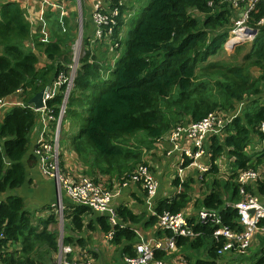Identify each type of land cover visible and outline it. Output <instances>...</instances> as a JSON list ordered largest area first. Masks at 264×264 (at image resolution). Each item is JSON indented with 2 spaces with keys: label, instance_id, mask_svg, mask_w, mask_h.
Returning a JSON list of instances; mask_svg holds the SVG:
<instances>
[{
  "label": "trees",
  "instance_id": "1",
  "mask_svg": "<svg viewBox=\"0 0 264 264\" xmlns=\"http://www.w3.org/2000/svg\"><path fill=\"white\" fill-rule=\"evenodd\" d=\"M231 1L149 0L124 35L123 52L109 69L108 80H101L99 62L86 52L68 93L62 124L66 123L70 130L60 133L59 147L66 142L90 170L102 167L104 174L110 170L120 174L126 169V165L117 167L127 156L123 139L139 133L160 139L184 122H198L216 109L229 111L243 103L240 115L225 127L224 134L209 138L211 162L203 175L218 174L214 161L221 156L234 159L233 179L237 170L256 169L264 164V149L253 156L246 151L252 136L264 141V132L257 130L264 123V105L258 104L264 102V23L257 25L264 18V1L256 4L246 24L257 30L248 51L239 58L229 56L227 62H221L218 55L227 40V32L216 36L211 33L226 30L230 25L234 15ZM125 8L119 7L118 28L123 25L121 15ZM192 11L201 15V20ZM46 18L50 20L45 21L50 39L43 45L38 40L39 27L30 24L19 3L0 4V99L18 95L23 105L10 108L0 123V194L19 189L26 180L22 160L38 119V113L30 108L28 101L37 92L52 87L59 76L69 78L67 63L71 51L66 43L68 38L60 29L68 24L67 17L63 16L61 22L54 15ZM119 31L114 30L113 37L120 47L123 38H119ZM30 45L42 48V55L34 54ZM40 59L45 64L41 65ZM249 68L257 69L259 76L251 77ZM99 81L106 83L104 88L97 85ZM65 89L66 84H62L53 98L46 101V108L55 119ZM94 89L97 93L92 98L90 92ZM54 125L52 122L50 129ZM188 163L185 161L183 166ZM189 183L180 184L176 179L173 185L180 186V191L158 201L155 216L144 222L143 228L156 225L157 215L163 211L173 214L183 211L189 201ZM256 185L257 194L264 196V181ZM207 187L210 191L200 206L218 213L224 226L235 228L238 216L234 205L240 200L235 182L213 180ZM91 214L85 207L69 204L64 215L71 220L70 234L82 232L84 219ZM115 214L119 223L113 227L106 216H98L95 222L103 234L112 232L110 242L120 245L123 258L133 256V245L140 238L130 225L139 223L143 217L133 215L126 208L118 209ZM31 220L32 214L18 195H10L0 202V264H47L52 254L57 253V235L47 229L53 217L38 220L37 226ZM259 226L264 227V220ZM193 231L198 233L196 238L191 241L178 238L177 249L205 251L207 260L194 259L193 264H215L219 257L217 249L223 242L213 239L209 224L195 225ZM66 239L71 244L72 239ZM77 241L83 242L80 238ZM162 257L164 253H155L156 260ZM251 264H264V238Z\"/></svg>",
  "mask_w": 264,
  "mask_h": 264
},
{
  "label": "built area",
  "instance_id": "2",
  "mask_svg": "<svg viewBox=\"0 0 264 264\" xmlns=\"http://www.w3.org/2000/svg\"><path fill=\"white\" fill-rule=\"evenodd\" d=\"M259 1L264 0H232L230 2L233 14L237 16V19L234 22L235 30H233L227 38L226 46L233 48V44L229 43L232 37L237 33L243 35L240 42L253 40L254 36L245 34L244 30L246 28L255 30L254 28L248 27L246 24L250 14L254 11ZM123 5L125 6V0H117L116 3H113L111 0H92L88 20L89 26L85 31L82 29L79 34L80 39L81 35H85L83 37L84 51L88 52L90 57L94 55L89 48H93L96 44H105L110 48V51L119 49V44L114 39L113 34L114 30H120L123 27L121 26L118 28L116 22V18L120 17L119 7ZM60 11L65 17L62 9H60ZM127 17H129V14L125 15L123 13L121 15L123 24L127 20ZM263 23L264 18L260 19L257 25L261 26ZM35 26L39 27L38 33L40 37L38 40L46 42L47 29L45 28V20L43 21V18H40L39 24ZM118 36L119 38L122 37L120 34H118ZM106 39L107 41H105ZM113 40H115L114 44ZM114 64L112 63V68ZM76 65L77 63L75 61L73 66H69L71 71L69 79H64L62 76H59L52 87L49 88L44 100V107L41 110L35 111L32 106L30 107L38 113L36 124L41 127V132L38 134L39 137L32 149V155L35 158L36 166L40 174L45 178L51 179L55 183L57 192L56 201L50 208L46 209V215L44 216L48 218L53 214L56 216L58 214L57 220L59 226L63 227L64 216L62 211L68 209L69 206L67 205V207H65V201L63 199V196H65L69 200L68 204L82 206L94 214L107 216L108 223L113 227L119 222L112 208L114 196L107 186L102 182L95 181L94 178H87L85 176L74 178L70 176L68 171L67 173L69 175L64 173L60 168L59 136L62 127V118L65 113V104L73 83L72 76L76 73L74 69ZM62 84H66V89L58 116L55 119L51 115V110L46 108V101L53 98ZM11 104L12 102H8L6 98L0 99V122L3 120L2 118H4ZM14 105L23 106L20 102H15ZM242 109L243 103H239L235 106L231 114H225L223 111H214L209 113L201 121L194 123L184 122L172 128L165 139L171 145L172 151L179 152L180 155L177 157L179 165H183L185 161H189L188 167H193L200 175L205 174L209 170L211 162V154L208 149L209 138L221 137L224 134L225 127L229 125L235 117L240 115ZM52 122L55 123L53 130L50 129ZM257 130L263 133L264 123H261ZM263 149L264 141L260 142L258 136H252L251 143L246 148V151L252 150L254 155H258L263 152ZM222 158L225 157L221 156L214 161L217 167L223 160ZM227 160L230 164L234 161L233 158ZM253 160H255V158ZM65 169L67 168L65 167ZM231 170L233 171V168H231ZM234 174L235 177L233 181L237 185L240 197V200L234 205L238 216L237 226L235 228L230 229L224 226L218 218V213L204 207L198 208L193 220H188L182 212L173 214L168 211H163L161 214L157 215L156 227L161 231L168 232V236L136 243L133 246L134 255L124 257L122 261L123 264H166L156 261L154 258L155 253L162 252L164 254H169L173 252L176 250V241L178 238H185L190 241L195 239L198 233H194L193 226L198 224H209L213 228V239L216 242H223L221 247L217 249L216 253L218 256L231 254L237 259L245 258L255 237L260 236L261 239L264 238V227L259 226V223L264 220V196L258 195L255 189L257 187L256 184L260 181H264V178L261 176L259 166L256 169L247 168L244 170H237ZM182 182L183 180L179 179V183L181 184ZM130 184H139L143 188L146 193L147 202H151L156 197L158 183L152 173L150 165H138L129 174H124V176L120 178V186L122 188ZM249 187L254 190L253 193L248 191ZM176 191L177 193L180 191V186L176 188ZM105 238L110 242L112 240V232L110 231L107 233ZM63 239L64 235L62 229L60 230L57 244L58 264H93L94 260L92 256L87 253L83 254L81 257H75V246L72 244H64Z\"/></svg>",
  "mask_w": 264,
  "mask_h": 264
},
{
  "label": "crops",
  "instance_id": "3",
  "mask_svg": "<svg viewBox=\"0 0 264 264\" xmlns=\"http://www.w3.org/2000/svg\"><path fill=\"white\" fill-rule=\"evenodd\" d=\"M85 2L89 3L88 10L90 11L92 0H84ZM6 2H17L25 11V15L27 20L32 23L34 26L39 24V19L43 18V21L46 20L47 22L50 21L46 17H50V15H56L57 11L60 9L65 10L66 12L71 11V5L69 4V0H0V4ZM65 16L66 13L64 12ZM34 29V28H33ZM32 29V31H33ZM28 45V43H25ZM32 48V52L35 54V48L37 46L30 45ZM11 95L6 98L8 102L9 100H13ZM15 102H12L10 108L14 107ZM7 109V110H8ZM3 119V118H2ZM2 122V121H1ZM0 122V123H1ZM41 132V127L38 125L35 127L29 135L30 144L27 154L22 160L24 165L26 180L24 184L17 190L7 191L6 193L0 194V202L5 200L6 197L10 195H18L22 198L25 209L32 214V220L37 218L38 220H45L47 219L44 215H46V209L50 208V206L56 201V185L55 183L48 178L43 177L37 169L35 158L32 155V149L36 144L38 139V134ZM64 142L63 144H65ZM68 145V144H67ZM164 152L166 153V157L164 154L160 157V162L158 163L155 168V173L152 171L157 183H158V190L156 197L151 201L147 202L146 193L143 188L139 184H130L125 188L114 184L110 187L113 191H115V196L112 200V208L114 212L118 209L126 208L130 211L133 215L143 217V219L134 225H130L131 228L135 229L136 234L140 238V241H148L153 239H160L163 237L168 236L165 231L159 230L156 225L150 226L147 228H143L144 222H146L150 217L155 216V207L156 203L162 199H169L174 194L177 193L176 187L173 185V182L176 179H180L184 181L186 174L190 172V169H194L193 167H188L179 165L177 162V157H179V152L172 151V147L169 142L164 143ZM64 159H67L68 163H64V165L69 166L74 169L76 172L81 171L82 166L88 169L90 172H94V170H90L88 166L84 165L75 152L68 149L66 151L63 150ZM75 161L79 162V166H76L72 163H76ZM175 163V164H173ZM189 164V163H188ZM81 165V166H80ZM68 168L69 174L72 173V169ZM194 171H196L194 169ZM72 175V174H71ZM191 185V184H189ZM192 186V185H191ZM208 191L204 194L202 199L209 193ZM65 207H67L68 198L63 196ZM188 203L183 211H181L188 220H193L196 211L192 210L191 206L195 205V200L190 198V193L188 192ZM201 199V200H202ZM90 216V215H89ZM87 216L84 219V225L82 232H74L73 236H68L72 239L71 244L75 246V257H81L83 254L87 253L92 256L94 262L93 264H123V255L120 251V245H112L108 242L105 238V234L100 231L99 226L96 224L95 220L98 216H105L99 214H92L91 217ZM116 216V214H115ZM107 217V216H106ZM117 218V217H116ZM31 220V221H32ZM118 220V219H117ZM119 222V220H118ZM33 225V224H32ZM92 226V229H89L88 226ZM100 239L96 242L94 241L97 236ZM82 239V243H78L77 239ZM138 243V242H137ZM68 244V243H67ZM136 244V243H135ZM134 244V245H135ZM133 245V246H134ZM176 250L177 249L176 247ZM174 250L173 252H175ZM116 251V253H114ZM173 252L169 253L172 254ZM190 253H192L190 251ZM201 254V252L199 253ZM53 255V254H52ZM195 253L192 257H187V260H177L180 256L170 260L169 264H193L194 259L196 260H207V255L203 257H194ZM52 257V256H51ZM239 259V258H238ZM242 259V258H240ZM51 262L48 261L47 264ZM252 263V262H251ZM250 263V264H251ZM215 264H238L237 258L231 254H226L219 256L215 262Z\"/></svg>",
  "mask_w": 264,
  "mask_h": 264
},
{
  "label": "rangeland",
  "instance_id": "4",
  "mask_svg": "<svg viewBox=\"0 0 264 264\" xmlns=\"http://www.w3.org/2000/svg\"><path fill=\"white\" fill-rule=\"evenodd\" d=\"M148 3H149V0H125V7L126 8H125L124 14L125 15L129 14V17H127V20L122 25L123 27L120 29L119 34L122 36L123 41H121V44H120V47L118 50H115L114 47L112 46V48L114 50L110 51V48H108L105 44H96L95 46H93V48H89L91 50V53L95 56V60L97 62H99V64H100L101 80H104V79L108 80L109 79L108 72H109V69L110 70L112 69V66H113L112 63L114 64V62L117 60V57H119V55H121L123 52L124 43L126 41V37L124 35L127 34L128 29H130L131 26L138 20L143 9L147 7ZM69 4L71 5V11L66 12L65 10H62V12H65L67 15L65 17H67L68 24H65V26L60 27V29L62 31L61 34L68 38V41L66 43H69L68 45H69L70 51H71V59H70V62L67 63V65L73 66L74 62L76 61L77 65L74 67V69L76 70L79 63L83 61V58L85 57V54H86V52L84 51V43H83V37L85 35L84 34H83V36L81 35V39H80L79 34L81 31V25H82L83 31H85L89 26L88 25V16L90 14V11L88 10L89 3L85 2L84 0H69ZM191 14L193 16H195L196 18H198L199 20H201V18H202L201 15H199L193 11L191 12ZM63 16L64 15H62L61 11H58L57 14L55 15V17L58 19V22H61V18ZM53 18L54 17H51V19H53ZM236 19H237V16L233 15V18L230 21V25L225 27L226 30L222 29L220 31L213 32V33H211V36H213V35L216 36V35L221 34V33L226 31L227 36L229 37L231 32L233 30H235L234 22ZM45 26H46V24H45ZM32 32H35V30ZM237 35H239V33ZM49 39L50 38H49V35L47 32L46 42L39 41V43L46 45L49 43ZM238 40H242V39L239 38ZM105 41H107V39ZM114 43H115V40H113V44ZM250 43H251V41H244V42H240V44H237L233 48H230V47L226 46V42H225V44L222 46V49L219 51L218 61L227 62L229 56H231V57L232 56H238V58H239L241 55H243L245 52L248 51ZM35 52L37 55H39V54L42 55V48L41 49H40V47L35 48ZM115 52H116V54H115ZM89 56H90V54H89ZM39 62L41 65L45 64V61L43 59H40ZM72 66H71V68H72ZM248 73L250 74L251 77H254V78H257L259 76V71L257 69H254V68H249ZM70 75H71V71L69 70V78H70ZM74 75H75V73L73 74L72 78L74 77ZM97 85L104 88L106 83L99 81V83ZM90 93H91V97L93 98L96 95L97 90L94 89ZM12 99L13 100H9V101L20 102L18 95H15V97L12 96ZM258 104L261 105V104H264V102L259 101ZM244 108H246V106ZM249 109H251V108H249ZM233 110L226 111L225 109H216L214 111H223L225 114H229V113L231 114L233 112ZM36 127H37V124H36ZM69 130H70L69 126L66 125V123H63L60 133H61V135H63V133L69 132ZM168 133H169V131L161 139L148 138V137H146V135L144 133H139V134H136V135L131 136L129 138L123 139L121 142H122V145L124 148V152L127 154V156H126V158H124L122 160V162L120 164H118L117 167L126 165L125 166L126 169H125V172H122L120 174H119V172H111V170L109 171V173L104 174V172L102 171L103 170L102 167H97L98 169H95L94 172H90L88 169H86L83 166H82L81 171L77 170L75 172L73 168L64 165V163L65 164L68 163L67 159L63 158V156H65L63 154V150L66 151L69 149L67 143L60 144L61 147H59L60 168L66 174H68L67 173V171L69 170L68 168H71L72 169V173H71L72 175L70 174V176H72L74 178H78L79 176H85L87 178H94V180L97 182L104 183L107 186V188L109 189V191L112 193V195L115 196V191H113L110 188L114 185V184H112V181L116 185L120 186V178L122 176H124V174H127V171H129V170L133 171L138 165L146 164V165H150L151 170L155 173V171H156L155 168H156V166H158L157 165L158 163H156V161L160 162V157L163 154H164V157H166V153L164 152V150H165L164 149V143L166 142L165 138H166ZM60 136H59V140H60ZM247 154H249L251 156L254 155L252 150L248 151ZM222 159L223 160L218 165L219 171H218V174L216 176L200 175L197 171H194V169H190V172L188 174H186V177L184 178L183 182H190L189 184L192 185V186L189 185L190 198L192 200H195V202H196L195 205L191 206V209L193 211L198 210V208L201 207L200 206L201 199L209 189L207 186L210 185V183H212L213 180H217L219 183L232 182L233 181L232 170H231V168H233V167L227 159H225V158H222ZM75 162L76 163H72V164L79 166L80 163L77 161H75ZM173 164H175V163H173ZM65 167L67 169H65ZM259 169L261 172V176L264 178V164L259 165ZM230 178H232V180H230ZM202 180H204V182H202ZM248 191L250 193L254 192V190L251 187L248 188ZM62 213L64 216V226L63 227L59 226V223L57 220L58 214L56 216L52 213L53 214L52 215L53 223L49 224V226L47 228L49 231L56 233L57 244H58V236H59L60 230L63 229V235H64L63 243L64 244H67L65 242V240H67L66 238L68 236H73L72 234H70L69 229H68V228H71V221L69 220V218H66V216L64 215V211H62ZM92 214L89 217H91ZM49 217H51V216H49ZM32 224H33V226H37L38 219L35 218L34 220H32ZM94 236H97V235L95 234ZM99 239H100V237L97 236L94 241L97 242ZM260 240H261L260 236L255 237L252 245L250 246V248L246 254V257L242 258V259H240V258L237 259L238 264H250L251 262L254 261V258L256 257V255L259 251ZM110 244H111V242H110ZM57 253H58V251H57ZM57 253L52 255L51 262H49L48 264H58L59 263ZM114 253H116V251H114ZM194 253H195L194 257H203L206 252L204 251L201 254H199L200 252L190 253L185 248H181L179 250H176L175 252H173L170 255L164 254V257H162L156 261H160V262L169 264L168 262L170 260L176 258L177 256H180V258L177 260H184L185 261V260H187V257H190V256L192 257V255ZM224 255H226V254H224ZM44 258H46L45 255H44ZM190 261L193 262L192 258L190 259Z\"/></svg>",
  "mask_w": 264,
  "mask_h": 264
},
{
  "label": "water",
  "instance_id": "5",
  "mask_svg": "<svg viewBox=\"0 0 264 264\" xmlns=\"http://www.w3.org/2000/svg\"><path fill=\"white\" fill-rule=\"evenodd\" d=\"M244 33L247 35H253L255 36L257 34L256 30H251L249 28H246L244 30ZM237 44H240L239 42L234 43L233 47L236 46ZM49 91V88H45L39 92H37L29 101L28 105L32 106L35 111H39L44 107V100Z\"/></svg>",
  "mask_w": 264,
  "mask_h": 264
},
{
  "label": "bare ground",
  "instance_id": "6",
  "mask_svg": "<svg viewBox=\"0 0 264 264\" xmlns=\"http://www.w3.org/2000/svg\"><path fill=\"white\" fill-rule=\"evenodd\" d=\"M238 34V33H237ZM235 35L232 37L231 41L229 44H234V43H237V42H240L241 40H238L239 38H243V35L242 34H239V35Z\"/></svg>",
  "mask_w": 264,
  "mask_h": 264
},
{
  "label": "clouds",
  "instance_id": "7",
  "mask_svg": "<svg viewBox=\"0 0 264 264\" xmlns=\"http://www.w3.org/2000/svg\"><path fill=\"white\" fill-rule=\"evenodd\" d=\"M89 16H90V14H89ZM89 16H88V20H89ZM89 25V24H88ZM83 28H82V25H81V30H82Z\"/></svg>",
  "mask_w": 264,
  "mask_h": 264
}]
</instances>
